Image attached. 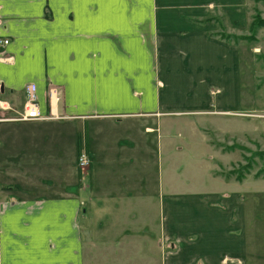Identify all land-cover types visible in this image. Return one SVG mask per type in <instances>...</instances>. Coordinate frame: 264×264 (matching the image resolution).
<instances>
[{
	"label": "crops",
	"instance_id": "obj_1",
	"mask_svg": "<svg viewBox=\"0 0 264 264\" xmlns=\"http://www.w3.org/2000/svg\"><path fill=\"white\" fill-rule=\"evenodd\" d=\"M248 4L0 0V36L9 40L0 47V94L12 106L0 114L20 111L33 83L44 112L48 86L58 87L66 115L0 122V264H214L219 242L233 264H246L245 218L232 217L239 208L245 215L243 191H164L158 171L159 201L144 197L141 158L127 166L122 151L127 136L138 146L145 136L149 146L150 134L173 126L175 111L202 131L193 117L214 113L205 108L210 92L216 112L231 110L215 93L232 76L237 48L213 34L244 30ZM63 137L69 154L86 151L91 160L75 188L58 186ZM156 138L157 154L174 150L170 139ZM145 209L161 210L162 220L148 219Z\"/></svg>",
	"mask_w": 264,
	"mask_h": 264
},
{
	"label": "rangeland",
	"instance_id": "obj_2",
	"mask_svg": "<svg viewBox=\"0 0 264 264\" xmlns=\"http://www.w3.org/2000/svg\"><path fill=\"white\" fill-rule=\"evenodd\" d=\"M248 3L250 23L244 30L229 32L224 26L213 34L237 48L234 63L229 69L232 76L227 85L221 83L224 88L215 93L217 99L229 103L231 110L216 112L219 109L214 106V92L208 93L205 108L214 109V113L208 112L201 120L193 117L199 123L198 126H203L202 131L189 123L188 119L192 116L175 111L168 117L173 120V126H162L158 132L162 140L172 141L174 150L169 152L158 150L157 154L158 133L149 135V146L146 145L145 136L138 146L127 136L131 132L119 133L127 136L122 151L125 165L131 156L137 154V158H141L138 160L144 197L159 201L156 189L158 171L164 172V175L159 174L165 181L161 185L164 191L168 188L171 191L173 185L177 189L206 186L209 189H227L229 192L243 191L245 215L242 217L239 208L234 210L232 217L236 222H243L245 218L243 243L246 245V264H264V0H248ZM209 85L213 86L210 89H214V83ZM187 104L185 108H188ZM132 119L127 120L134 121ZM206 130H209L210 136L205 133ZM203 134L212 138L214 151ZM68 140L66 137L62 139L64 155L62 162L58 161V186L63 183L75 188L81 181L82 172L78 166V155L69 154L71 149L68 148ZM81 143L84 144L83 140ZM136 145L137 148H132ZM213 168L214 176L211 171ZM152 202L155 204V199L148 203ZM144 214L148 219L162 220L159 209L158 213L155 209H145ZM214 245H217L215 249L222 250L217 253L214 251V264H233L232 259L226 256L225 243ZM165 250L169 251L170 246L167 245ZM196 264L204 263L199 261ZM235 264H238L237 259Z\"/></svg>",
	"mask_w": 264,
	"mask_h": 264
},
{
	"label": "built area",
	"instance_id": "obj_3",
	"mask_svg": "<svg viewBox=\"0 0 264 264\" xmlns=\"http://www.w3.org/2000/svg\"><path fill=\"white\" fill-rule=\"evenodd\" d=\"M9 40L3 36H0V47L7 45ZM37 87L35 84L31 83L26 86V101L23 104V107L15 115H1L0 122L3 121H43V120H55L63 119L66 115L59 112L58 107L62 102V93L58 87L50 84L47 88V104L49 111L44 112L41 109L40 103L37 100L36 94ZM12 109L11 104L4 100L0 96V111H6ZM90 156L86 151H83L78 156V166L81 169H87L90 166Z\"/></svg>",
	"mask_w": 264,
	"mask_h": 264
},
{
	"label": "bare ground",
	"instance_id": "obj_4",
	"mask_svg": "<svg viewBox=\"0 0 264 264\" xmlns=\"http://www.w3.org/2000/svg\"><path fill=\"white\" fill-rule=\"evenodd\" d=\"M0 96H1V94H0ZM2 97V96H1ZM3 98V97H2ZM4 99V98H3ZM26 99H27V97H26ZM5 100V99H4ZM26 101V100H25Z\"/></svg>",
	"mask_w": 264,
	"mask_h": 264
},
{
	"label": "water",
	"instance_id": "obj_5",
	"mask_svg": "<svg viewBox=\"0 0 264 264\" xmlns=\"http://www.w3.org/2000/svg\"><path fill=\"white\" fill-rule=\"evenodd\" d=\"M2 90L4 89V87L1 88Z\"/></svg>",
	"mask_w": 264,
	"mask_h": 264
}]
</instances>
